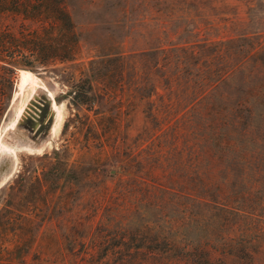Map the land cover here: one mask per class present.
Returning a JSON list of instances; mask_svg holds the SVG:
<instances>
[{"label":"rangeland","instance_id":"obj_1","mask_svg":"<svg viewBox=\"0 0 264 264\" xmlns=\"http://www.w3.org/2000/svg\"><path fill=\"white\" fill-rule=\"evenodd\" d=\"M65 1L80 35L77 62L89 66L94 59V67L107 73L94 81L102 95L96 110L72 104L66 93L73 62L15 69L0 129L13 119L20 100L15 95L21 69L41 78L62 105L63 115L59 131L38 149L20 143L11 147L0 134V155L15 157V167L0 187V264L81 262L85 253L71 234L62 235L61 228L75 219L87 222L96 208L94 225H98L120 191L130 202L135 195L129 190L145 187L142 177L152 185L163 183L166 189L162 207L143 208L148 220L178 233L184 243L212 245L215 264H264V237L255 238L257 227H264V50L256 47L264 40V0ZM6 21L16 27L21 22L37 27L17 14ZM207 41L217 42L205 48L208 55L215 52L216 68L236 67L193 110L184 109L197 91L195 81L201 80L193 65L188 80L167 82L159 74L150 75L154 80L144 83L159 87L146 105L137 94L142 87L137 67L121 74L118 59L123 54L130 57L159 46L170 50L196 44L197 48ZM169 70L172 75L176 68ZM172 84L174 89H169ZM241 96L248 98L251 110H236ZM217 121L225 122L221 131L232 140L221 151H215L209 139L208 124ZM233 144L239 149L233 151ZM143 166L152 170L151 175L140 171ZM205 172L212 173L216 185L204 186ZM205 193H238L248 200L231 203L243 210L228 214L194 200ZM188 215L195 221L187 220ZM145 222L138 217L114 225L132 230ZM224 243L237 254L225 253ZM243 248L246 253L236 251ZM175 264L191 263L181 259Z\"/></svg>","mask_w":264,"mask_h":264},{"label":"trees","instance_id":"obj_2","mask_svg":"<svg viewBox=\"0 0 264 264\" xmlns=\"http://www.w3.org/2000/svg\"><path fill=\"white\" fill-rule=\"evenodd\" d=\"M14 14L36 23L37 27H32L26 22H21L17 27L15 24L7 23V18ZM215 44L217 42L207 41L197 48L196 44H184L170 50L159 46L130 57L123 54L118 59L121 74L124 75L129 68L137 67L138 74L142 78V87L138 86L137 94L140 103L146 105L150 103L153 95L158 93L159 87L158 84H151L149 87L147 84L149 80H154V77L150 75L157 76L159 74L167 82L181 80L184 77L188 80V73H193L189 69V65H193L200 72L201 80L195 81L197 91L184 108L191 107L190 109L193 110L197 103L204 100L208 91L213 86L216 87L217 82L229 75L236 67L234 65L227 69L214 66L215 52L208 55L205 48ZM256 47L259 48L258 50H264V40L259 41ZM80 52V35L75 29L65 0H0V120L7 107L15 69L18 66L35 67L37 64L49 66L73 62L74 72L71 74L70 89L66 94L75 106H85L87 109L96 110L95 105L99 103L98 97L102 94L97 91L94 81L103 80L107 73H102L100 67H94V59L89 61V66L84 61L77 62ZM155 59L157 61L154 63ZM173 66L176 70L170 75L169 68ZM162 71L163 73L160 74ZM145 81L147 83H144ZM167 87L174 89L175 86L172 84V87ZM247 101L246 96H241L236 102V110H251V107L246 104ZM224 124L225 122L220 124L219 121L215 125L208 124L209 128H212L209 139L214 142L215 151L216 149L221 151L224 147L231 145L232 140L221 131ZM231 148L233 151L239 149L235 144ZM245 153L242 150V154ZM219 158H223V156L220 154ZM140 171L146 175L152 173L149 167L144 166ZM210 172H205L206 178L203 176L201 179L206 188L208 186L210 188L211 184H217ZM140 180V184L145 187H134L129 190V194L135 195L133 200L128 202L127 194L120 191L107 207L106 214L103 213L98 225H94L95 218L99 214V209L96 208L93 211L92 217L94 218L87 222L81 218L75 219L71 225H64L61 228L62 235L71 234L73 243L80 245V250L85 253L81 262L76 259L74 264H175L181 259L191 264H200L201 261H203L202 264H215L212 245L184 243L178 240V233L165 230L160 224H154L142 215L144 214L143 208L147 206L162 207L166 200L164 195L166 189L163 187V183L155 181L152 185L144 177ZM187 197L193 198V195L188 193ZM238 199H241L242 202L248 200L247 196L238 195V193L234 195L221 194V196L205 193L202 196L197 195L194 200L202 205L211 206L212 209L221 210L223 213L238 214L242 208L231 205V203L238 202ZM138 217L146 222L132 230L124 229L125 227L121 225L119 229H116L118 226L114 225V222L124 225ZM186 219L195 221L196 218L194 215H188ZM186 235L182 234V238ZM261 237H264L263 226L257 227L255 232L256 239ZM224 244L225 253L237 254L231 244ZM97 250L102 253L93 254ZM236 251L244 253L245 249ZM88 255L89 257H87ZM245 256L250 257L246 254ZM252 260L254 261V257L251 262Z\"/></svg>","mask_w":264,"mask_h":264},{"label":"bare ground","instance_id":"obj_3","mask_svg":"<svg viewBox=\"0 0 264 264\" xmlns=\"http://www.w3.org/2000/svg\"><path fill=\"white\" fill-rule=\"evenodd\" d=\"M18 90L15 97H20V100L14 111V117L8 123L7 127L4 126L3 130H0V134L3 133V138L11 144V147H15L16 144L20 143L25 145L28 149L34 150L44 146L50 135H54L60 128L62 122V105L60 106L53 97V92L47 88H44L41 78L33 71L28 69L20 70V77L18 82ZM41 88V89H40ZM39 92V95L35 93ZM35 97L36 99L49 100L50 109L52 110L51 116L45 117V123L49 124L47 133L40 132L35 135V131L29 129L23 125V119L21 118L24 114L25 108L29 102ZM32 98V99H31ZM21 120V122H20ZM41 119L35 120L38 125ZM7 124V123H6ZM62 126V125H61ZM6 127V129H5ZM61 130V129H60ZM19 144V145H20ZM22 146V145H21ZM19 146V147H21ZM18 147V146H17ZM23 147V146H22ZM41 150V149H39ZM29 151V150H28ZM15 167V157L12 155H0V183L5 180L6 177L13 171Z\"/></svg>","mask_w":264,"mask_h":264},{"label":"water","instance_id":"obj_4","mask_svg":"<svg viewBox=\"0 0 264 264\" xmlns=\"http://www.w3.org/2000/svg\"><path fill=\"white\" fill-rule=\"evenodd\" d=\"M52 110L50 109L49 100L46 99H32L28 106L25 108L24 114L21 117L23 119V125L35 131V135H38L40 132L47 133L49 129V124L45 123L44 119L47 116H51ZM41 119V122L37 125L35 120ZM21 122V120H20ZM5 125L1 127L3 130ZM0 129V130H1ZM6 183V179L1 181L0 187Z\"/></svg>","mask_w":264,"mask_h":264}]
</instances>
